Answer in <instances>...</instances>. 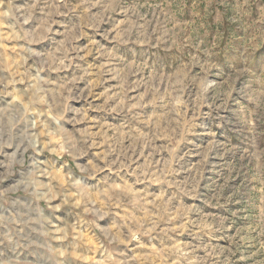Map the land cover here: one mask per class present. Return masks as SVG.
<instances>
[{"label": "rangeland", "instance_id": "1", "mask_svg": "<svg viewBox=\"0 0 264 264\" xmlns=\"http://www.w3.org/2000/svg\"><path fill=\"white\" fill-rule=\"evenodd\" d=\"M0 264H264V0H0Z\"/></svg>", "mask_w": 264, "mask_h": 264}]
</instances>
